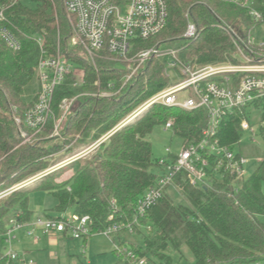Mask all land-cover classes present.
Here are the masks:
<instances>
[{"label":"trees","instance_id":"1","mask_svg":"<svg viewBox=\"0 0 264 264\" xmlns=\"http://www.w3.org/2000/svg\"><path fill=\"white\" fill-rule=\"evenodd\" d=\"M30 1L33 8L18 3L7 13L21 49L13 52L0 43V189L45 170L55 147L44 145L51 141L84 145L99 140L132 110L168 85L163 72L169 56H163L149 60L116 95L94 97L92 94L98 90H107L109 82H114L112 91H117L122 84L123 69L110 60L106 51L92 63L79 48L70 46L71 28L63 0ZM164 1L168 14L166 27L158 36L138 42L135 51L150 47L163 52L177 51L181 64L195 69L227 61L237 64L235 56L239 51L252 59L255 56L259 57L256 60L264 59V45L250 43L252 31L264 25V0H254L251 4L259 20L229 0ZM188 22L197 32L191 40L183 38ZM34 37L43 39L51 55L58 50L80 67L84 82L74 87L67 80L55 90L53 112L56 117L62 99L77 97L75 108L60 129V137L48 139L43 146L41 143L22 146L12 113L14 108L16 116L22 118L36 100L35 67L39 50ZM95 81H99L98 86H94ZM263 108L264 97L228 116L218 132L221 145L233 150L239 146L240 122L242 119L249 121L248 109ZM167 121L172 122L173 133L189 146L200 140L207 116L203 109L183 111L154 105L141 118L110 135L92 159L78 166L64 183L52 184L53 175L40 180L31 190L14 191L0 203V244L3 245L1 238L10 221L28 223L33 220L28 196L35 190L44 191L57 201L56 215L88 216L94 234L113 223L132 222L138 200L158 175L149 171L156 162L154 165L151 145L146 138L154 126H164ZM52 126L51 120L44 134L49 135ZM262 134L264 141V130ZM237 155L243 156L240 152ZM263 186L264 156L248 178L217 175L207 186L193 188L180 175L146 211L140 219V227L134 228L131 235L140 237L143 245L128 243L125 249L144 259L145 264H179L178 261L189 264L264 263ZM111 201L115 203L113 207ZM146 227H150V231ZM123 233L127 232L116 235L120 248L125 245L120 239ZM183 250L188 253V259ZM114 253L119 254L120 264H130L124 252L115 249ZM177 256L180 260L175 261ZM0 264L13 263L0 253Z\"/></svg>","mask_w":264,"mask_h":264},{"label":"built area","instance_id":"2","mask_svg":"<svg viewBox=\"0 0 264 264\" xmlns=\"http://www.w3.org/2000/svg\"><path fill=\"white\" fill-rule=\"evenodd\" d=\"M229 2L246 9L251 17L259 20V15L252 9L250 0ZM18 3H21V0H0V43L13 52L21 49V42L7 13ZM63 4L71 28L70 46L79 48L84 57L92 63L106 51L110 60L123 69L122 84L117 91H112L114 82H109L107 90H98L96 94H92L94 97L110 98L116 95L153 58L169 56L164 76L168 82L170 81L166 88L127 114L109 134L92 142L88 149L68 159L65 162L67 165L78 161L90 149L98 148L110 135L139 119L154 105L183 111L203 109L207 116L206 125L198 142L189 146L183 143L178 153L166 149V156L156 161L159 171L157 178L138 200L132 222L113 223L99 235L116 236L122 231L133 234L134 228L140 227V219L145 216L146 211L158 202L165 189L172 186L180 175L185 177L193 188L207 186L211 178L217 175L244 177V166L248 160L244 156H238L233 149L222 146L218 132L222 123L235 110L264 97V62L251 63L250 58L239 51L235 56L237 64L227 61L195 69L181 64L177 58V51L163 52L157 47L135 51L138 42H145L158 36L166 27L168 14L164 0H63ZM196 35L195 26L188 22L183 38L191 40ZM33 41L39 50L35 67L36 100L24 112L22 118L16 116V110L13 108L12 119L20 136H24L26 130L40 133L52 120L49 138L57 139L60 137V129L65 118L76 106L77 97L62 99L58 104L59 115L56 117L53 112L55 90L67 80L71 81L74 87L82 85L84 72L58 50L54 55L48 53L41 37H34ZM250 43L254 44L253 38ZM98 85L99 81H95L94 86ZM183 92L187 94L181 99L179 94ZM171 128L172 122L167 121L164 129ZM240 130L241 133L251 131L249 121L242 119ZM57 167H51L46 172ZM110 203L112 207L115 205L114 201ZM109 220H112V216ZM90 224L88 216L80 217L75 214H60L52 218L38 217L29 223L10 221L8 230L1 238L3 245L8 247L5 256L8 260L20 264H32L24 261L22 256L12 249V244L16 240L14 234L19 230L25 229L27 236L36 242L39 240L36 231L43 236L53 237L55 239H52L49 245L54 246L57 243V235H60L61 239L87 240L95 235L91 232ZM146 230L150 231V227H146ZM116 250L124 252L130 264H145V260L138 258L132 251L120 247Z\"/></svg>","mask_w":264,"mask_h":264},{"label":"rangeland","instance_id":"3","mask_svg":"<svg viewBox=\"0 0 264 264\" xmlns=\"http://www.w3.org/2000/svg\"><path fill=\"white\" fill-rule=\"evenodd\" d=\"M250 1L253 3L254 0ZM21 3L28 8L34 7V4L30 0H21ZM66 19L68 21L67 15ZM251 36L254 39V44L264 45V25L256 27L252 31ZM256 58L259 57L255 56L253 59L250 58L251 63L264 62V59L256 60ZM169 83L170 81L168 82V85ZM186 94L187 93L185 92L180 93L179 97L183 99ZM248 113H251L249 125L252 130L241 133L240 144L233 150L235 153L240 152L241 155L248 160L244 166V178H248L252 174L258 166L259 161L264 156V141L262 134V130H264V110L253 111L252 109H248ZM44 130L40 133L25 131V135L20 136L23 140L21 145H35L37 143H41V146H43L42 143L50 139L49 135L44 134ZM146 140L151 145L152 160L154 165L158 159H162L166 156V149H170L172 153H178L183 144L179 136L175 135L171 129L165 130L163 125L154 126L152 132L149 136H147ZM48 145L54 146L55 149L51 150L52 154L49 155L50 164L47 168L33 176L27 177L14 186H3V189H0V203L4 202L14 191L20 189H33L40 180H46L47 176L55 175L52 180V184L57 185L64 183L77 170L78 166L84 165L85 162L90 161L94 154H96L99 150V147L95 149L92 148L88 153L81 156V158L78 159L74 165L72 163V165H67L65 162L68 159L76 154H79L84 149H88V147L92 145V142L84 145H73V143L59 144L56 141H51L44 146L48 148ZM55 166L58 167L46 172V170H50L51 167ZM149 171L153 174H158L159 172L156 166H152ZM167 189H165L164 192H166ZM7 190L10 191L6 192ZM262 191L264 193V186ZM179 198L182 200L180 195ZM56 206L57 201L50 194L44 191H31L28 196V207L33 212L34 218H47L46 216H55ZM66 215L71 214L69 213ZM14 236L17 239L12 244L13 251H15L18 255H21L24 261L32 262V264H120L119 254L114 253V250L119 244V238L117 236L106 237L95 234L87 239L85 245L82 244V241L67 239L64 241V245H59L58 247H48L46 245L36 247L33 246L31 242L24 241L21 233L16 232ZM120 239L125 243L123 248H126L128 243H134L141 246L143 245L141 238L137 235L123 233L120 234ZM7 249L8 247L6 245L0 244V253L2 255L5 256ZM183 253L186 259H188V253L185 250H183ZM176 260L178 261L180 258L177 256L175 258V261ZM178 262H180L179 264H189V262L184 261ZM14 264L20 263L14 262Z\"/></svg>","mask_w":264,"mask_h":264},{"label":"crops","instance_id":"4","mask_svg":"<svg viewBox=\"0 0 264 264\" xmlns=\"http://www.w3.org/2000/svg\"><path fill=\"white\" fill-rule=\"evenodd\" d=\"M34 219V218H33ZM29 223V222H28ZM16 233V232H15ZM17 233H21L22 234V239L24 240V241H26V242H31L32 244H33V246H36V247H42V246H48V247H58L59 245H64L65 243H64V241L65 240H67V239H61L60 237V235H57V243H56V245H54V246H50L49 245V242L53 239V237H47V236H43V235H41L40 234V232H38V231H36V233L35 234H37L38 236H39V240L36 242L32 237H28L27 236V234H26V230L25 229H22V230H19V231H17ZM17 239V238H16ZM55 239V238H54ZM53 239V240H54ZM52 240V241H53ZM16 241V240H15ZM74 241H79V240H74ZM86 241L87 240H85V241H82V244L83 245H85V243H86ZM26 253V252H25ZM14 262H16V261H12V263L14 264Z\"/></svg>","mask_w":264,"mask_h":264}]
</instances>
